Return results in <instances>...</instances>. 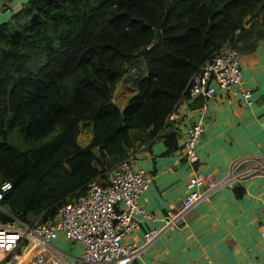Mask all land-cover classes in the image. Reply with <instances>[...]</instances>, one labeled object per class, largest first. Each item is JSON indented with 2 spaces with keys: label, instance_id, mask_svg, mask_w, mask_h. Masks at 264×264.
<instances>
[{
  "label": "trees",
  "instance_id": "obj_1",
  "mask_svg": "<svg viewBox=\"0 0 264 264\" xmlns=\"http://www.w3.org/2000/svg\"><path fill=\"white\" fill-rule=\"evenodd\" d=\"M12 0H1V5ZM0 24V222H51L170 117L220 49L264 40V0H23ZM4 10V9H3ZM122 83L132 95L112 101ZM195 107L201 106V99ZM91 139L80 146L82 126ZM88 126V127H89ZM240 197V195H239ZM19 253V251H18Z\"/></svg>",
  "mask_w": 264,
  "mask_h": 264
},
{
  "label": "crops",
  "instance_id": "obj_2",
  "mask_svg": "<svg viewBox=\"0 0 264 264\" xmlns=\"http://www.w3.org/2000/svg\"><path fill=\"white\" fill-rule=\"evenodd\" d=\"M7 15V7L0 2V21ZM239 55V87L232 92L216 89L213 97L198 98L202 100L198 107V99L178 103L168 129L179 130L178 150L164 155L166 147L156 139L129 154L138 169L153 177L139 204L157 221L152 224L138 219V230L122 242L139 246L144 232L162 230L131 264H264V178L218 190L188 212L185 225L164 229L162 220L187 195V185L196 175L211 174L218 179L227 174L233 160L264 156V40L258 41L252 52ZM241 90L250 92L248 101L239 94ZM126 100L117 105L120 110ZM202 106L204 112L200 113ZM194 123L202 124L203 133L195 150L198 162L189 165L183 143L187 128ZM51 248L66 264H81V245L58 238ZM28 256L17 249L0 264H22Z\"/></svg>",
  "mask_w": 264,
  "mask_h": 264
},
{
  "label": "built area",
  "instance_id": "obj_3",
  "mask_svg": "<svg viewBox=\"0 0 264 264\" xmlns=\"http://www.w3.org/2000/svg\"><path fill=\"white\" fill-rule=\"evenodd\" d=\"M239 56L230 46L220 49L192 77L185 99L206 100L216 94V89L232 92L239 87L242 81ZM239 94L245 101L251 97L249 91L241 90ZM199 112H204V106ZM202 133L201 123H194L186 130L183 150L189 165L198 162L195 150ZM257 177L264 178V156L235 159L227 174L218 179L211 174L196 175L187 185V195L163 217V228L185 225L186 215L198 203L207 201L220 189ZM152 180L150 172L138 169L130 159L123 160L115 167L110 179L103 183L91 181L83 195L67 199L51 222L31 225L18 220L0 222V261L20 249L29 254L22 264H66L51 248L52 241L62 238L81 245V264L133 263L162 231L144 232L143 243L139 246L122 242L138 230V219L152 224L157 221L139 204L140 196ZM10 188L9 183L0 186V202ZM0 212H3L1 207Z\"/></svg>",
  "mask_w": 264,
  "mask_h": 264
},
{
  "label": "rangeland",
  "instance_id": "obj_4",
  "mask_svg": "<svg viewBox=\"0 0 264 264\" xmlns=\"http://www.w3.org/2000/svg\"><path fill=\"white\" fill-rule=\"evenodd\" d=\"M23 0H12L9 1L8 3L5 4L9 10L12 12L17 11L19 8L20 2ZM11 13L9 12V15L6 16L5 19L0 21L1 23L7 22L11 18ZM132 90H130L128 87H126L124 84L120 83L115 91L114 97L112 98L114 100V103L118 106H122L125 102L126 99H128L132 95ZM89 126V125H88ZM91 127L87 126H82L81 131L78 137V143L80 146H86L89 143V140L91 138V133H90ZM87 141V142H85ZM85 142V143H84ZM2 264V263H1Z\"/></svg>",
  "mask_w": 264,
  "mask_h": 264
},
{
  "label": "water",
  "instance_id": "obj_5",
  "mask_svg": "<svg viewBox=\"0 0 264 264\" xmlns=\"http://www.w3.org/2000/svg\"><path fill=\"white\" fill-rule=\"evenodd\" d=\"M13 264V263H12Z\"/></svg>",
  "mask_w": 264,
  "mask_h": 264
}]
</instances>
